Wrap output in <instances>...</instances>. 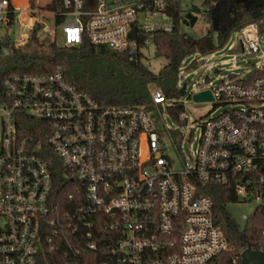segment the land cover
<instances>
[{"label": "built area", "instance_id": "2783aa9c", "mask_svg": "<svg viewBox=\"0 0 264 264\" xmlns=\"http://www.w3.org/2000/svg\"><path fill=\"white\" fill-rule=\"evenodd\" d=\"M58 1L62 45L67 47L86 35L94 44L139 61L157 32L175 30L169 10L178 0H98L90 11L85 0ZM28 3L32 22L21 44L35 24L42 26L39 37L55 40L56 30L48 29L40 8ZM50 13L54 21L57 14ZM187 13L198 16L192 7L181 12L180 27L188 26ZM18 14L14 0H0V59L21 45L9 32ZM239 44L243 51L244 43ZM246 47L254 54L260 50L252 40ZM153 86L149 107L103 105L70 84L61 66L49 73L3 76L0 264H43V246L57 236L53 228L60 219L74 231L82 230L91 251L98 249L101 228L115 233L100 264H223L222 256L233 248L215 224L211 199L199 193L198 183H233L238 201L264 198V65L252 75L195 88L192 96L208 90L210 101L225 110L198 121L199 145L188 153L189 162L164 116L179 105L177 120L185 122L184 106L167 105L163 90ZM26 118L38 122L37 134L23 133ZM55 161L71 189L64 204L55 197ZM242 218L245 222L249 216ZM252 250L264 252V246ZM242 251L231 264H241Z\"/></svg>", "mask_w": 264, "mask_h": 264}, {"label": "trees", "instance_id": "16d2710c", "mask_svg": "<svg viewBox=\"0 0 264 264\" xmlns=\"http://www.w3.org/2000/svg\"><path fill=\"white\" fill-rule=\"evenodd\" d=\"M34 6V0H29ZM98 0H85L86 10H95ZM19 10L27 12L26 0H15ZM218 4L217 12L214 6ZM209 30L200 37H193L180 31L179 18L181 8L179 1L173 3L169 10L175 30L170 33L157 32L152 38L157 56L166 59V63L154 71L141 60L129 61L124 53L114 51L104 44H94L84 35L76 46H63L56 43L50 35L39 37L42 26L35 24L30 30L24 44L14 47L10 56L0 59V81L3 76L13 73L42 74L52 72L61 66L65 79L77 89L90 94L103 105H143L149 107L151 98L149 85L160 87L167 98L179 96L177 76L183 59L195 52L206 55L223 47L230 36L248 24H255L257 32L264 34V0H204ZM45 9L56 12L54 27L63 21V7L58 0H52ZM218 15V25L212 27V16ZM190 17L188 25H194L197 17ZM187 21V20H185ZM32 19H29L28 27ZM216 31V36L212 31ZM23 42V41H22ZM19 42V43H22ZM1 90V87H0ZM181 106L168 108V113L177 121ZM42 123V122H40ZM38 122L26 118L22 128L25 134H37ZM62 166L55 161L53 166L54 192L56 200L64 204L66 191L65 176ZM199 193L206 194L212 202L215 224L233 248L222 256L223 264H231L232 258L239 257L240 251L264 246V207L258 206L243 225L238 224L228 212L226 205L237 202L238 197L233 183H198ZM66 200V201H65ZM57 232L51 243L43 246L45 260L43 264H100L104 258L109 236L115 233L104 229L98 231V249L91 251L86 247L82 230L74 231L68 220L60 219L53 228ZM53 246V248H52ZM239 264V261H238Z\"/></svg>", "mask_w": 264, "mask_h": 264}, {"label": "rangeland", "instance_id": "374dc122", "mask_svg": "<svg viewBox=\"0 0 264 264\" xmlns=\"http://www.w3.org/2000/svg\"><path fill=\"white\" fill-rule=\"evenodd\" d=\"M52 0H34L41 12L43 13L42 20L48 25V29L56 30V43L63 44L62 26L54 27L53 17L50 11L44 7L47 6ZM181 8L182 15L189 11L192 5L200 7L197 20L194 25H182L181 32H186L193 37H200L209 30V22L206 19V8L203 5L204 0H178ZM247 2L248 0H243ZM29 2V0H26ZM14 3L16 4L15 0ZM32 6V5H31ZM28 12L19 10L16 26L11 28L12 39L22 42L25 39V32L29 24ZM212 35L216 36V31H212ZM43 37V35H42ZM254 41L258 44L260 50L257 53H251L246 47V42ZM25 41V40H24ZM240 41L244 43V50L240 48ZM21 44V43H20ZM264 56V34L257 32L255 24H248L241 30L234 32L226 44L217 49L216 51L206 55L200 56L197 52L185 57L180 64V71L177 76L178 85L186 84L187 93L183 96L171 97L167 99V105L183 104L186 121L180 122L174 120L168 112L164 113L166 124L169 128L175 131L177 144L180 151L183 153L184 160L189 162L188 153L195 152L199 145L200 129L196 124L201 118L216 117L225 110V105L218 104L214 101L196 102L192 98V94L196 91L197 86L205 87L209 82L212 84L219 83L223 78L230 76L245 77L254 74L261 69ZM142 63L154 71H158L165 63L166 59L157 56L154 46L151 44L146 50ZM218 68L221 71L215 73L214 69ZM151 89L153 85L149 86ZM190 125H193L190 129ZM173 156L177 157L175 150L171 151ZM264 204V198H253L251 200H240L237 202H230L226 208L233 219L240 225H243L242 215L250 216L254 210Z\"/></svg>", "mask_w": 264, "mask_h": 264}, {"label": "water", "instance_id": "95a60500", "mask_svg": "<svg viewBox=\"0 0 264 264\" xmlns=\"http://www.w3.org/2000/svg\"><path fill=\"white\" fill-rule=\"evenodd\" d=\"M218 8H219V5L216 4L214 6V12H217ZM192 10L195 13H199L200 7L197 6V5H192ZM218 20H219V18H218L217 14L212 16V27L214 29L217 28ZM129 35L131 37H134L135 36V32L131 31ZM218 71L219 70H215L216 73ZM179 94L181 96H183L185 94V84H182V86L180 87ZM192 98L196 102L212 100L211 93L208 90L202 91V92L197 93V94H194L192 96ZM240 258H241V264H264V252L259 251V250L245 249V250H243L241 252Z\"/></svg>", "mask_w": 264, "mask_h": 264}]
</instances>
